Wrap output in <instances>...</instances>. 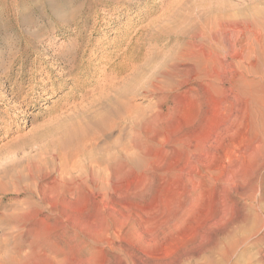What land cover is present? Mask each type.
Instances as JSON below:
<instances>
[{"label": "rangeland", "instance_id": "rangeland-1", "mask_svg": "<svg viewBox=\"0 0 264 264\" xmlns=\"http://www.w3.org/2000/svg\"><path fill=\"white\" fill-rule=\"evenodd\" d=\"M215 3L0 0V264H264V185L202 157L251 138L191 43Z\"/></svg>", "mask_w": 264, "mask_h": 264}, {"label": "bare ground", "instance_id": "bare-ground-1", "mask_svg": "<svg viewBox=\"0 0 264 264\" xmlns=\"http://www.w3.org/2000/svg\"><path fill=\"white\" fill-rule=\"evenodd\" d=\"M215 4L217 5L215 6L216 8L213 12H211V8L210 13H207L208 16L204 11L207 18L201 17L202 20L205 18L202 23L204 25L202 26L203 29L201 28L202 30L199 35L192 38L194 42L191 43L193 47L198 44H201L203 47L208 45L212 47L211 52H208V54L215 63L214 76L220 79L223 84H228L231 92L239 96L241 103L244 102L245 108L242 111L241 119L246 122V131L251 138L246 144H244V140H241V142L234 141L232 142L233 150H231V146L225 150L224 160L227 161V169L220 167L214 161L210 163L209 160L213 156L210 152H206L205 154L203 152L202 157L209 163H206L207 166L205 169L208 175L211 176L215 172L218 173L220 171L222 179H224L223 183L233 182L234 185L236 182H245L247 185L238 194L243 198H250L253 194L252 185L254 183L258 182L260 184L259 186L264 185V176L261 174L264 170V0H221ZM207 6H205V9H207ZM198 8L195 9L199 10ZM213 62L212 64L214 65ZM250 77L256 79L251 80ZM223 92L226 91L223 90ZM198 160L200 159L198 158ZM98 167L101 166L98 164ZM74 172L76 173L75 170ZM100 173L102 172L97 174L99 180L97 182L93 180L92 184L94 186L100 189L105 186L112 189L117 187L118 184L115 182L107 184L102 179ZM220 176L218 177L219 179H221ZM80 177H78V180H80ZM215 178L216 180L218 179L217 177ZM213 179L211 177V180ZM213 182L217 181L214 180ZM226 187L222 186L219 190L216 188L217 191L213 188V190L220 196V194L226 192L229 188ZM260 201L262 202L263 200ZM225 203V205H228L226 201ZM261 204L257 202V205L253 207L254 213L251 214L249 212L242 215V222L245 225L250 224L253 234L261 233L259 232L261 226L260 218L262 215V207H264ZM262 236L263 240L264 235ZM236 243H241V241L233 242V244ZM222 257L223 264H229L233 255L227 252ZM260 261H263V259Z\"/></svg>", "mask_w": 264, "mask_h": 264}]
</instances>
